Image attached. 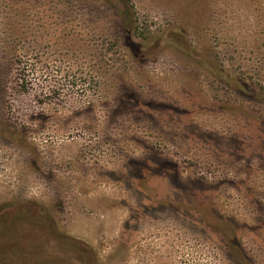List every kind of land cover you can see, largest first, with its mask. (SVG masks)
Masks as SVG:
<instances>
[{
    "label": "rangeland",
    "instance_id": "1",
    "mask_svg": "<svg viewBox=\"0 0 264 264\" xmlns=\"http://www.w3.org/2000/svg\"><path fill=\"white\" fill-rule=\"evenodd\" d=\"M1 212L0 264H264V0H0Z\"/></svg>",
    "mask_w": 264,
    "mask_h": 264
},
{
    "label": "trees",
    "instance_id": "2",
    "mask_svg": "<svg viewBox=\"0 0 264 264\" xmlns=\"http://www.w3.org/2000/svg\"><path fill=\"white\" fill-rule=\"evenodd\" d=\"M160 46H172L182 52H190L189 48L186 45V33L180 27H173L167 30L163 34V36L158 39L146 40L141 44H134L133 42L128 43V48L130 49L133 57L138 61H144L147 58V53H149L152 49L158 48ZM200 60L201 59L199 58L198 61ZM201 62L203 63V61ZM210 69L213 70V68L211 67ZM0 216L4 217L5 215L3 212H1Z\"/></svg>",
    "mask_w": 264,
    "mask_h": 264
}]
</instances>
